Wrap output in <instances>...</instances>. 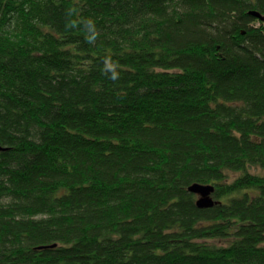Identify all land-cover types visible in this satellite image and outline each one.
<instances>
[{
  "label": "trees",
  "instance_id": "16d2710c",
  "mask_svg": "<svg viewBox=\"0 0 264 264\" xmlns=\"http://www.w3.org/2000/svg\"><path fill=\"white\" fill-rule=\"evenodd\" d=\"M73 6L95 45L66 28ZM252 11L264 0H0V264H264Z\"/></svg>",
  "mask_w": 264,
  "mask_h": 264
},
{
  "label": "clouds",
  "instance_id": "9594fccd",
  "mask_svg": "<svg viewBox=\"0 0 264 264\" xmlns=\"http://www.w3.org/2000/svg\"><path fill=\"white\" fill-rule=\"evenodd\" d=\"M68 17L66 28L79 29L84 32L85 40L90 45H95L100 36V30L97 27L96 20L92 17H81L78 14L77 7L73 6L66 11ZM102 73L112 81H117L120 78L121 68L117 60L113 59L111 54L103 58Z\"/></svg>",
  "mask_w": 264,
  "mask_h": 264
},
{
  "label": "water",
  "instance_id": "95a60500",
  "mask_svg": "<svg viewBox=\"0 0 264 264\" xmlns=\"http://www.w3.org/2000/svg\"><path fill=\"white\" fill-rule=\"evenodd\" d=\"M251 15L258 17L261 20H264V15L261 14L259 11H252ZM4 149L0 146V151H4ZM216 190L215 184H199L193 183V185L189 188L191 193H195L198 195L197 205L202 208H210L215 207L216 204L220 203L218 200L214 198V191Z\"/></svg>",
  "mask_w": 264,
  "mask_h": 264
},
{
  "label": "rangeland",
  "instance_id": "374dc122",
  "mask_svg": "<svg viewBox=\"0 0 264 264\" xmlns=\"http://www.w3.org/2000/svg\"><path fill=\"white\" fill-rule=\"evenodd\" d=\"M252 171H254V172H255V171H260V169L255 167V168L252 169ZM261 171H262V170H261ZM262 172H264V171H262Z\"/></svg>",
  "mask_w": 264,
  "mask_h": 264
}]
</instances>
